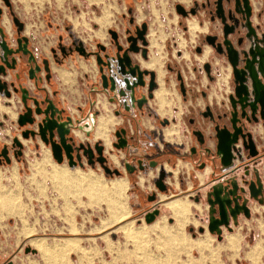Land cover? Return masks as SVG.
I'll return each instance as SVG.
<instances>
[{"label": "crops", "instance_id": "crops-1", "mask_svg": "<svg viewBox=\"0 0 264 264\" xmlns=\"http://www.w3.org/2000/svg\"><path fill=\"white\" fill-rule=\"evenodd\" d=\"M71 1L11 0L9 12L10 15H14L17 8L27 12V9L32 7L34 11H39L43 17V11L53 12V9H59V5L64 6ZM175 1L187 11L186 16L180 15L187 20L189 43L183 47L179 46L184 41V38H181L178 47H175L174 44L166 46L167 50L163 52L165 73L162 62H152L148 66L150 68L143 67L157 73L158 87L154 93L156 111L162 116L170 115L173 112L170 115V125H167L169 118H166L168 123L163 124L165 118L155 117V111H151L153 108L151 99H147L139 107L131 101L128 91L125 96L119 95V92L124 89V84L121 81L122 76L116 71V63L110 58H104L105 54L115 55V47L112 45L101 53L97 51H92V53L95 59L97 55L103 60L111 62L112 69L103 66V73L108 77L112 75L116 79L115 89L110 86L102 87L100 65L97 60L95 65L93 63L89 65L87 61L74 58L62 47H60L61 54H59L52 44L48 48V55L46 48L39 45L37 41L35 42L34 36L25 33V31L22 34L28 36L27 49L29 53L23 54L20 51L5 57L2 43H5L10 49L16 50L18 35H16L15 24L7 16L6 9L1 6L3 12L0 15V63L3 62L4 57L7 60L14 57L16 62L13 68H6L5 75H0V78L8 83L11 90L10 98L0 92V146H5L10 139L16 137L17 131L25 129L17 124L18 114L23 112L21 102V89L23 88L28 90L29 96L35 97L39 101L51 100L58 109L63 111L62 119L67 116L71 118V128L79 129L78 132L81 133V137L78 138L70 134L76 144L84 139L89 141L88 138H85L84 133L88 135L93 124V139L99 140L106 147V152L113 153L112 143L117 142L115 133L123 128L126 145L114 149L115 153L111 155L110 160L115 165L121 164L126 174L109 179L110 182L106 185V181L94 171L87 172L79 168L74 170L68 168L69 175H72L76 183L68 184L67 187L85 188L84 192H87L88 195L95 193L104 195L109 200V207L115 210L114 218L125 219L129 216H136V220H139L144 218L146 213L158 209L159 214L155 217L156 222L146 226L150 228L160 225L157 228L162 235L173 237L180 244L185 245L187 240L182 239L178 232L172 230L174 228L184 232V226L191 219L192 213L200 222L207 224L209 206L206 198L213 187L229 188L232 184H236L239 191L241 188L245 189L250 181L257 180L262 184L263 191L260 197L263 202L259 203L250 198L247 192L244 193L242 201H245L250 207L251 216L253 212H264V124L259 122L255 125L257 130L254 131V134L260 136L262 140L261 143H257L258 155L256 157L249 156L248 152L241 147L240 155L234 153L229 164L225 165L221 162V155L215 147L214 127L216 124L230 127L231 106L228 96L231 93L228 91L230 88L233 89V76L226 55L219 54L212 45L207 43L205 38L208 35H217L221 39L222 24L215 16L214 0L211 1L210 6H208L209 0ZM250 5L252 10L249 17L236 13L237 22L234 32L228 36L231 45L239 52L238 68L244 64L243 53L250 49L260 51L264 56V0H250ZM223 7L226 12L229 5L224 2ZM192 9L195 10L194 13H190ZM105 15L106 12H103L101 16L96 17L100 27L94 33L99 39H103L105 35V32L101 31V27L105 26L101 22ZM140 17H142L141 14ZM176 18L175 21L178 23L180 16L176 15ZM154 21L156 22V15ZM227 22L231 24V21ZM157 24L158 28H161L158 22ZM192 25H197L198 29L193 30ZM184 28L186 27L184 26ZM158 32L159 34L156 33L155 36L153 33L148 35L151 43L154 37L159 38L162 33L168 35L165 31ZM240 41L241 43H239ZM159 42L164 44L165 41L159 40ZM165 44L168 45L167 42ZM86 52L87 54L84 56H88V51L86 50ZM78 53L80 54V52ZM159 54L158 50L151 45V60L153 56H159ZM31 56L33 57L31 58ZM44 59L49 60V71L43 69ZM68 61L78 64V66L80 64L82 70L87 71L83 78L80 76L78 82L86 96V102L81 105L75 104L77 109L72 106L69 108L65 103V97H63V93L71 91L73 86L65 83L73 82L77 74L76 69L70 71L63 67V65L67 66ZM63 62L65 64L58 65ZM206 64H209V72L204 69ZM36 65L41 66V69L35 71L31 78L29 71ZM253 73L261 87H264V57L260 58V62L255 63ZM226 74L228 75L227 83L219 82V78ZM64 84L67 86L65 91L61 86ZM222 86H226L227 89L223 90ZM164 88L170 91L167 100L160 93ZM15 89L16 91H13ZM145 90L146 87L135 88V99L146 96ZM171 100L174 101L172 106L167 102ZM28 104L32 105L31 101H28ZM45 105L46 103H43L42 107ZM172 108L176 110L173 111ZM209 111L212 113V117L208 115ZM224 112H226L225 117L222 116ZM219 115L222 116L220 119ZM40 117L42 116H38V119ZM172 121L175 122L172 123ZM112 132H114V139L111 137ZM25 142L34 143L40 149L42 157L36 162L49 161L45 168L54 170L55 166H59L67 169L65 164L59 165L51 160L49 146L45 145L39 136L25 140ZM238 147L240 146L238 145ZM127 164L129 167L126 168ZM121 172L124 174L123 171ZM160 173L165 174L163 180L166 185L165 191H160L155 185ZM89 178L92 180H88ZM67 187L62 188L66 189ZM119 187L123 189L120 190ZM153 195H155L154 199L151 198ZM197 198L199 201H195ZM71 206V203L66 205L69 208ZM166 209L172 216L174 215L172 219L175 220V226H170V228L173 227L172 229L165 225V218L163 224L157 219L165 213ZM123 215L125 217H122ZM251 216L249 218H252ZM121 218L119 221L123 220ZM247 220L248 218L240 213L236 222L230 220V226H242V224H246ZM257 220L261 226L263 237L255 241L256 246L248 252L246 257L253 263L260 264L259 258L264 254V247H259L264 244V226L261 219L257 218ZM123 226L121 225V227ZM210 238L212 237L206 234L203 240L192 238L190 241L195 245L198 243L199 246L210 247L212 245ZM241 239V234L229 235L228 245L225 248L234 252L238 251ZM232 245H235V248Z\"/></svg>", "mask_w": 264, "mask_h": 264}, {"label": "rangeland", "instance_id": "rangeland-1", "mask_svg": "<svg viewBox=\"0 0 264 264\" xmlns=\"http://www.w3.org/2000/svg\"><path fill=\"white\" fill-rule=\"evenodd\" d=\"M9 1L11 4V0ZM178 1L189 2L190 0ZM211 1L209 0L208 6ZM0 2L6 9L9 19L11 20L13 16L17 17L24 24L23 31L32 34L34 41L45 47L48 55V48L52 44L59 54L62 47L74 58L87 61L89 65L96 64L92 51L102 52L98 44L104 45L106 49L110 45L114 46L109 30L117 32L119 42L123 46L127 45L126 36L134 35L135 28L140 27L142 23L147 24L146 34L153 33L155 36L156 33L159 34L158 31L167 32L168 35L162 33L159 38L152 39L153 47L160 53L159 56H153V62H162V66H165L163 52L167 50L166 46L174 44L178 47L181 38H184V41L179 46L183 47L189 43L187 20L176 12L175 4L178 2L175 0H72L64 6L59 5V9H53V12L43 11V17L32 7L27 9V12L17 8L16 13L10 15L11 5L7 7L2 0ZM103 12H106V15L101 22L105 26L101 27V31L105 32V35L103 39H99L94 33L100 27L96 17L101 16ZM140 14L142 17L139 18ZM176 15L180 16L178 23L175 21ZM157 22L161 28H158ZM192 29H197L196 25H192ZM16 35L19 36L18 31ZM148 38L150 40V37L146 36L147 41H149ZM159 40L167 42L168 45L165 42L159 43ZM77 46H83L89 52L88 56H81L76 50ZM134 61L137 60L134 58ZM63 64L65 63L58 65ZM66 64L67 66L63 65V67L70 71L76 69L77 74L73 82L65 83L73 86L71 91L63 93V97L69 108L72 106L77 109L75 104L81 105L86 102V96L78 82L80 76L83 78L87 71H83L80 64L78 66L71 61ZM163 71L166 72L164 67ZM166 83L168 84V81ZM65 84L61 85L64 91L67 88ZM223 88V90L227 89L226 86ZM160 93L167 100L170 91L164 88ZM145 94L147 95V88ZM150 99L153 107L151 111H155V117L169 118L167 125H170V115L173 112L170 115H160L156 111L154 98ZM167 102L170 106L173 103ZM175 106L178 107V105ZM91 126L88 135L83 132L89 141L84 139L82 143L93 145L96 141L100 142L93 139V124ZM16 133V137L21 139V131ZM111 137L114 139V132L111 133ZM21 141L23 142L22 155L17 157L13 155L16 147L12 146L13 142L10 139L6 146L9 149L11 162L6 163L3 158L0 161V194L11 195L13 198L11 210L0 207V264H6L8 261H12L13 264H56L54 257L44 258L38 251L34 245L37 240L47 241V245L54 250L67 247V264H255L246 255L256 246L255 241L263 237L257 218L261 219L264 226V212H253L252 218H248L246 224L231 226V230L224 229L220 239L216 234L210 233L207 224L200 222L192 213L191 219L184 226L185 233L172 227V231L178 232L182 239L187 240L185 245H182L173 237L162 235L157 228L160 225L150 228L146 226L155 220L146 223L144 218L136 220V216H129L121 221H119L121 217L114 218L115 210L109 207V200L102 194L88 195L82 187L64 189L56 182L54 184L50 178L54 170L45 168L49 161L36 162L42 157L40 149L34 143H27L23 139ZM1 148L0 146V150ZM114 149L117 148L112 145L113 153L105 152L104 155L107 157V166L118 169L119 175L105 173L97 161L88 164L86 157L82 158L83 166L76 164L69 167L65 160L60 164H65L67 169L59 166L55 168L62 169L68 175V168L94 171L108 185L109 179L126 174L121 164L115 165L110 160L111 155L115 153ZM51 160L56 162L52 154ZM67 203L72 204L71 208L66 207ZM173 216L166 209L165 213L157 219L163 224L165 218V225L172 229L170 226H175ZM129 224L134 227L135 232L138 233L137 236H126L123 228ZM121 225L124 226L121 227ZM200 227H204L205 232L200 233L198 231ZM206 234L213 238H210L212 240L210 247L199 246L198 243L195 245L190 241L192 238L203 240ZM233 234L242 236L240 248L236 252L225 248L228 245V236ZM69 241H79V245L67 244ZM232 247L235 248V245ZM259 247H264V244ZM26 248H34L36 251H26ZM259 259L260 264H264V254Z\"/></svg>", "mask_w": 264, "mask_h": 264}, {"label": "water", "instance_id": "water-1", "mask_svg": "<svg viewBox=\"0 0 264 264\" xmlns=\"http://www.w3.org/2000/svg\"><path fill=\"white\" fill-rule=\"evenodd\" d=\"M5 6L10 7L9 0H2ZM226 2L229 5L228 10L225 12L223 3ZM209 3V1H208ZM215 16L220 20L222 24L221 39L217 35H208L205 39L208 44L212 45L219 54H225L227 60L231 66V72L233 76V93L228 96L231 106L230 115V127L226 125L220 126L216 124L214 127V137L216 140V150L221 155V162L225 165L232 161L234 153L240 155L241 147L244 151L248 152L249 156L256 157L258 155L257 143H261L260 136H256L254 131L255 125L259 122L264 124V87L258 83L254 77L253 67L255 63L260 62V58L264 57L263 53L250 49L248 52H244L245 58L244 64L241 68L237 67L239 62V52L232 45L228 36L234 32L235 23L237 22L236 13H241L245 17H249L251 14L250 0H214ZM176 12L182 15H187L186 9L180 4L175 5ZM3 9L0 5V15ZM192 9L190 13H194ZM214 19V18H213ZM13 23L17 26L19 36L16 38L17 49H10L5 43H2V48L5 51V57L7 55H13L18 52L23 54L29 53L27 49L28 38L21 34L24 29V24L15 16L12 17ZM227 21H231L229 24ZM113 44L115 47V55H104L105 59L110 58L111 61L116 63V71L122 76V83L124 89L119 92V95L125 96L126 91L130 93L132 102H135L139 107L142 106L147 99L153 97V90L156 87V73L150 69L141 68L138 61H134L133 55H140L143 59L148 58V41L146 39L147 24L142 23L140 27L135 28L134 35H127V45L123 46L119 42L117 32L109 30ZM241 43V41L239 42ZM101 51H105L106 47L102 44H98ZM76 50L83 56L87 54L83 46H77ZM89 54V52H88ZM3 58V62L0 63V75L6 74V68L10 69L15 66V58L10 60ZM33 56H31L32 58ZM96 60L99 63V72L103 88L110 86L112 89L116 87V79L111 75L106 76L103 73V66L112 69L110 61L103 60L100 56L96 55ZM44 71H49V60L44 59L42 62ZM41 66L36 65L29 71L30 77H33L35 71H39ZM204 69L209 72V64L204 65ZM146 78H148L146 80ZM250 82V85H249ZM137 87H146L147 95L135 99L134 92ZM13 91H16L13 90ZM0 92H2L7 98L11 97V90L8 83L0 78ZM21 102L23 104V112L18 114L17 124L22 129L21 139L29 140L39 136L40 140L50 147L52 157L57 163L67 161L68 166L72 167L78 164L83 166L82 158L86 157L88 164H93L97 161L102 166L103 170L107 174L119 175L118 169H111L107 166V157L104 155L105 147L100 142H95L93 145L89 143H75L72 134L73 128H71V118L67 116L62 119L63 111L58 109L55 104L48 99L39 101L35 97H31L28 94L27 89H21ZM31 101L32 105L28 104ZM46 103L44 107L42 104ZM209 116H213L209 111ZM226 112L222 116L225 117ZM38 116L40 119H38ZM219 115V119L222 117ZM168 120L165 119L163 124H167ZM32 126V127H31ZM125 130L121 128L115 133L117 142L112 143L113 147L121 148L126 145ZM264 137V132H263ZM20 138L14 137L12 139L13 147H16L13 155L15 157L22 155L23 143ZM256 140V141H255ZM238 145L240 147H238ZM4 159L6 163H10L9 149L5 145L0 150V161ZM126 168L129 165H125ZM142 169V166H140ZM165 174L160 173L155 185L160 191L166 190V185L163 183ZM262 184L257 180H252L247 184V187L241 188L238 191L236 184H232L231 187H213L208 193L206 202L209 206L207 217V229L210 233L216 234L220 239L224 229L231 230L230 220L237 221V217L240 213L247 218L251 216L250 207L243 200L245 192L249 194V197L257 200L259 203L263 202L260 197L262 195ZM155 198V195L151 197ZM195 201H199L197 198ZM159 214L158 209H154L144 215L146 223H150L155 220V217ZM200 233L205 232L204 227L198 229ZM26 251L35 252L36 249L26 248ZM6 264H13L12 261H8Z\"/></svg>", "mask_w": 264, "mask_h": 264}, {"label": "bare ground", "instance_id": "bare-ground-1", "mask_svg": "<svg viewBox=\"0 0 264 264\" xmlns=\"http://www.w3.org/2000/svg\"><path fill=\"white\" fill-rule=\"evenodd\" d=\"M149 42V41H148ZM149 47V44L148 46ZM136 55H133V57ZM148 59V58H147ZM139 63V62H138ZM141 66V65H140ZM156 73V72H155ZM156 83H157V73H156ZM158 87V83L156 88ZM156 88L153 90V98H154V92ZM162 101V100H161ZM79 129H73L72 134L76 138L81 137V133L78 132ZM257 129H255L256 131ZM24 140V139H23ZM23 143V142H22ZM105 147V146H104ZM105 152H106V147H105ZM46 155V154H45ZM113 158V156H112ZM48 164V163H47ZM59 165H62L58 163ZM41 170V169H40ZM50 178L56 182L58 186L62 187H67L68 184H74L76 183L75 180H73L72 176L68 175L66 172L62 171V169L55 168L54 171L51 173ZM79 181V180H78ZM82 183V182H81ZM91 184V183H90ZM76 185V184H75ZM79 185V184H78ZM82 185V184H81ZM83 186V185H82ZM90 187V186H89ZM93 187V186H92ZM68 188V187H67ZM13 198L10 196L6 195H1L0 194V207H4L6 209L11 210L12 208L10 207L11 202ZM123 219V218H121ZM152 222L151 224L155 223ZM150 225V224H149ZM126 236L128 237H135L138 235V233L135 232L134 227L129 224L123 228ZM139 238V237H138ZM131 239V238H130ZM135 239V238H133ZM67 244H72V245H79V241H69ZM34 245L38 249V251L43 255L44 258H48L49 256H52L56 259V264H67V255H68V248H58V249H53L47 245V241L45 240H37ZM64 245V244H63ZM68 246V245H67ZM81 249V248H80ZM46 260V259H45ZM48 260V259H47Z\"/></svg>", "mask_w": 264, "mask_h": 264}, {"label": "flooded vegetation", "instance_id": "flooded-vegetation-1", "mask_svg": "<svg viewBox=\"0 0 264 264\" xmlns=\"http://www.w3.org/2000/svg\"><path fill=\"white\" fill-rule=\"evenodd\" d=\"M196 27H197V29H198V26L196 25ZM148 35H149V33L147 34V37H148ZM148 40H149V38H148ZM160 43V42H159ZM151 45H152V43L150 42V40H149V47H148V49H149V54H148V59H143L142 57H140L139 55H136V56H134V58H135V60H137L138 62H139V64L141 65V68H143V67H148L149 66V64H151L152 62H153V58H152V60H151V57H150V47H151ZM206 55V54H205ZM148 68H150V67H148ZM144 69H147V68H144ZM164 69H165V66H164ZM166 71V70H165ZM220 81H223V82H225V83H227V81H228V75L226 74V75H223V76H221L220 78H219V82ZM157 89V88H156ZM156 91V90H155ZM155 93V92H154ZM172 101V100H171ZM173 103H172V105L174 104V101H172ZM171 105V106H172Z\"/></svg>", "mask_w": 264, "mask_h": 264}, {"label": "built area", "instance_id": "built-area-1", "mask_svg": "<svg viewBox=\"0 0 264 264\" xmlns=\"http://www.w3.org/2000/svg\"><path fill=\"white\" fill-rule=\"evenodd\" d=\"M228 88H229V87H228ZM228 92L232 93V92H233V89L230 88ZM226 98H227V97H226Z\"/></svg>", "mask_w": 264, "mask_h": 264}]
</instances>
